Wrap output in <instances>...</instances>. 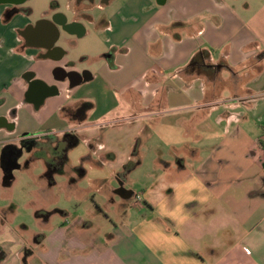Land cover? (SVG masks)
I'll use <instances>...</instances> for the list:
<instances>
[{
  "label": "crops",
  "instance_id": "0c3cea01",
  "mask_svg": "<svg viewBox=\"0 0 264 264\" xmlns=\"http://www.w3.org/2000/svg\"><path fill=\"white\" fill-rule=\"evenodd\" d=\"M21 1L0 0V157L24 133L51 146L74 128L69 154L83 141L108 173L86 195L98 194L95 208L111 219L99 231L62 221L30 241L12 205L0 204V264H264V0H80L91 20L64 13L66 0H24L26 12L7 13ZM63 21L71 26L49 47ZM200 49L226 63L217 87L182 72ZM81 55L91 77L56 80V67L80 71ZM25 158L20 168L40 161L46 177L44 159ZM46 188L34 189L39 204L54 199Z\"/></svg>",
  "mask_w": 264,
  "mask_h": 264
},
{
  "label": "rangeland",
  "instance_id": "374dc122",
  "mask_svg": "<svg viewBox=\"0 0 264 264\" xmlns=\"http://www.w3.org/2000/svg\"><path fill=\"white\" fill-rule=\"evenodd\" d=\"M82 57L83 55L79 57L80 60L77 61L79 63L77 67L80 70L91 67ZM97 156L98 154H92L85 142H79L69 154L68 170L63 177L55 176L54 180L55 182L57 181V184L54 186H49V181H45L48 179V175L39 178V175L45 171L40 161L35 162L33 169L30 171L25 167L15 170L13 179L8 186L1 185L0 171V204L6 203V206L12 205L15 213L13 215V222H23L28 226L29 234L27 236L30 241L39 232L49 233L56 224L58 225L62 221L67 223L73 222L77 218L80 219V223H89V226H87L89 231L105 230L110 227L107 220L111 218L106 217L102 205L101 207L97 205L98 209H96L93 204V198L98 199V194L86 195L90 191V188L94 189L95 187L103 186L100 185L102 180L109 178L108 173L101 170L98 166ZM78 167H82L85 170L84 175H80L77 172ZM112 181L113 183L108 185V187L105 185V189H108L112 185L117 188L120 186L118 178L112 179ZM39 184H45L48 193L53 191L54 199L52 201L50 200L49 202L48 199H45V203L43 201V204H39L42 199L39 201L34 191V189L38 188ZM131 188L133 194L127 200L132 204L128 209V213L130 221L133 222L138 217L135 211L136 206L134 205L136 203L135 200L133 201L137 189L135 185ZM38 208L51 214L49 216V226L45 224L47 217L37 214L39 212L37 211ZM55 209L58 211L65 210V214L69 213V215L66 217L61 212H51ZM117 213L116 215L110 214L115 221L119 217L124 216L123 213L117 216Z\"/></svg>",
  "mask_w": 264,
  "mask_h": 264
},
{
  "label": "flooded vegetation",
  "instance_id": "af4514ba",
  "mask_svg": "<svg viewBox=\"0 0 264 264\" xmlns=\"http://www.w3.org/2000/svg\"><path fill=\"white\" fill-rule=\"evenodd\" d=\"M59 5L60 3H57V2L51 3V7L59 6ZM79 5H80V0H66V2L60 6H62L64 13L67 12L73 17H75L76 15H80L86 20H91L92 16L87 10H82L81 12H78ZM88 6L92 7L93 1L89 3ZM15 9H16L15 6H12L7 10V13L11 14L13 11H15ZM60 15L61 17H64V14L62 13ZM70 26L71 25H67L63 21L62 28L65 27L66 29H69ZM112 53H113V50L109 49L108 51H105L103 54H101V56L104 58H109L112 55ZM87 58L88 56L82 57V59H85V60ZM74 64H75V60H74ZM75 71L76 70L74 69V74H71V78L73 81L77 80V75L75 74ZM77 72H82L84 76L89 75L86 68L81 69L80 71H77ZM76 112L77 114L80 113V115L83 114V112L79 111L78 109L76 110ZM76 112L74 111V115L76 114ZM75 140H76V136L74 133V128L66 129L62 131L60 138L56 140L54 144L51 146L41 145L40 141L34 138H24L21 140L20 144L17 145L16 148L18 149H13L12 157L15 156V154L19 152L20 148L22 152L17 161H19V159L22 158L23 156H26L25 160L23 161V164L28 163V161L32 157L33 158L41 157L42 159L45 160L46 166H47L45 174L48 175L50 179L54 182V180L52 179L53 171L60 170V167L62 166V164H64V162L67 160L69 151L71 150V147L74 145ZM32 147H37L34 153H30V149H32ZM37 214L45 215L46 217L50 215L49 212H46L44 210L37 212ZM31 254H32V250L27 246H25L21 251L23 260H25ZM0 257H1V252H0Z\"/></svg>",
  "mask_w": 264,
  "mask_h": 264
},
{
  "label": "water",
  "instance_id": "95a60500",
  "mask_svg": "<svg viewBox=\"0 0 264 264\" xmlns=\"http://www.w3.org/2000/svg\"><path fill=\"white\" fill-rule=\"evenodd\" d=\"M81 1L85 2V4H89L93 0H81ZM23 2H24V0L15 4V8H16L15 11L16 12H26V8H24L22 6ZM55 28H56L55 32L53 34L51 33L49 36V38H50V42L48 45L49 47L50 46L54 47L55 42L63 39L61 31L65 32V29H66L65 27L62 28V30L58 29L57 27H55ZM99 41H100L99 37L87 40L85 42V46L88 48L89 47L90 48L95 47L99 43ZM64 54L66 55L67 52L64 51ZM71 74H74V71H71V70L68 71L65 69V67H61V66L56 67L53 71V75L56 78V80L65 81L66 79H68L70 86H76V85L80 84L81 82H83L84 80H87L88 78L91 77V74L89 71H88V74H89L88 76H84L82 72L75 71V74L77 75V80L73 81L71 78ZM23 138H30V137L27 133H24ZM13 149H18V148H16L13 145H7L1 153L0 167H1L2 173H3V175H2V185L3 186H8L10 184V182L14 176L13 171L15 169H19L21 166L17 160L20 157L22 150L20 148L19 152L17 154H15V156L12 157Z\"/></svg>",
  "mask_w": 264,
  "mask_h": 264
},
{
  "label": "trees",
  "instance_id": "16d2710c",
  "mask_svg": "<svg viewBox=\"0 0 264 264\" xmlns=\"http://www.w3.org/2000/svg\"><path fill=\"white\" fill-rule=\"evenodd\" d=\"M222 67H226V63L223 60L212 64L209 62V52L205 49H200L192 55L189 62L183 67L182 72L188 76H203L207 80L208 85L217 87L219 85V80H217L219 79L218 72ZM89 105L88 102L82 103L78 110L83 112L89 108Z\"/></svg>",
  "mask_w": 264,
  "mask_h": 264
},
{
  "label": "built area",
  "instance_id": "2783aa9c",
  "mask_svg": "<svg viewBox=\"0 0 264 264\" xmlns=\"http://www.w3.org/2000/svg\"><path fill=\"white\" fill-rule=\"evenodd\" d=\"M136 202L140 201V196L138 194L135 195Z\"/></svg>",
  "mask_w": 264,
  "mask_h": 264
}]
</instances>
